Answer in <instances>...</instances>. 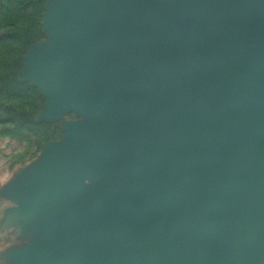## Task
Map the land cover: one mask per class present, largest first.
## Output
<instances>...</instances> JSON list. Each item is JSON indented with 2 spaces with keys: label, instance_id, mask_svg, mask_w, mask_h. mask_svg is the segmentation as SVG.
Wrapping results in <instances>:
<instances>
[{
  "label": "water",
  "instance_id": "95a60500",
  "mask_svg": "<svg viewBox=\"0 0 264 264\" xmlns=\"http://www.w3.org/2000/svg\"><path fill=\"white\" fill-rule=\"evenodd\" d=\"M69 3L39 70L92 117L35 170L69 204L33 264H264V0Z\"/></svg>",
  "mask_w": 264,
  "mask_h": 264
},
{
  "label": "rangeland",
  "instance_id": "374dc122",
  "mask_svg": "<svg viewBox=\"0 0 264 264\" xmlns=\"http://www.w3.org/2000/svg\"><path fill=\"white\" fill-rule=\"evenodd\" d=\"M70 13L69 0H0V177L33 172L61 153L74 126L91 124L92 113L69 107L71 96H54L40 62L59 46L53 12ZM98 188L86 178L70 202Z\"/></svg>",
  "mask_w": 264,
  "mask_h": 264
},
{
  "label": "crops",
  "instance_id": "0c3cea01",
  "mask_svg": "<svg viewBox=\"0 0 264 264\" xmlns=\"http://www.w3.org/2000/svg\"><path fill=\"white\" fill-rule=\"evenodd\" d=\"M36 172L0 177V264H33L36 250L57 231L55 217L68 199L41 200Z\"/></svg>",
  "mask_w": 264,
  "mask_h": 264
}]
</instances>
